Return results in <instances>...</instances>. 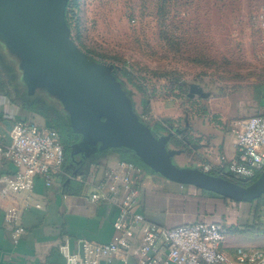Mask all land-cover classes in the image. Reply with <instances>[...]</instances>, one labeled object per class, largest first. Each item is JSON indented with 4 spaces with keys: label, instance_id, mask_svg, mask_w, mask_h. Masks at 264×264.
Masks as SVG:
<instances>
[{
    "label": "rangeland",
    "instance_id": "1",
    "mask_svg": "<svg viewBox=\"0 0 264 264\" xmlns=\"http://www.w3.org/2000/svg\"><path fill=\"white\" fill-rule=\"evenodd\" d=\"M67 25L87 57L113 66L156 135L167 120L183 127L185 113L220 125L254 116L264 88V0H71ZM16 64L0 52V81L21 106ZM32 111L41 122L54 117ZM63 131L65 141L78 137Z\"/></svg>",
    "mask_w": 264,
    "mask_h": 264
},
{
    "label": "crops",
    "instance_id": "2",
    "mask_svg": "<svg viewBox=\"0 0 264 264\" xmlns=\"http://www.w3.org/2000/svg\"><path fill=\"white\" fill-rule=\"evenodd\" d=\"M196 92L200 94L201 89ZM32 112L31 108L12 102L0 81V139L3 144L9 142L7 121L31 120L40 126L48 125L47 120L38 121ZM252 115H264V89L257 97ZM170 122L167 120L163 125L166 133L170 132L166 126ZM184 122L185 125L178 129L186 131L174 134L167 145L180 150L172 158L176 166L200 168L208 164L217 168L223 159L236 155L233 132L236 122L210 124L203 115L192 117L188 113H185ZM123 149H97L84 159L74 157L72 149L60 172L53 176L50 187L37 178L31 194L13 195L25 232L14 243L12 229L0 211V264H65L64 257L53 244L65 240L73 253L79 249V240L109 242L118 208L102 202L93 203L90 195L109 169L116 168L120 162H128L120 157ZM2 171L11 172L13 167L5 163ZM140 185L143 194L137 211L146 220L164 227L198 221L222 222L226 226L224 251L233 253L238 247L264 250V210L257 212L252 201L235 202L192 186L176 184L150 169L143 170ZM38 200L40 208L35 207Z\"/></svg>",
    "mask_w": 264,
    "mask_h": 264
},
{
    "label": "built area",
    "instance_id": "3",
    "mask_svg": "<svg viewBox=\"0 0 264 264\" xmlns=\"http://www.w3.org/2000/svg\"><path fill=\"white\" fill-rule=\"evenodd\" d=\"M233 132L236 155L223 159L217 168L206 164L199 169L236 183L255 179L264 170V115L236 121ZM8 139L6 145L0 139V211L17 243L25 230L12 196L31 194L37 178L50 187L64 164L65 154L57 132L31 120H14ZM5 163L13 171H2ZM142 175L143 170L131 162H120L105 173L90 201L118 208L112 239L107 243L79 240V249L73 253L65 240L53 244L65 264H264L262 249L238 247L233 253L224 251L226 226L222 222L164 227L146 220L137 211L143 194ZM35 207H41L39 200Z\"/></svg>",
    "mask_w": 264,
    "mask_h": 264
},
{
    "label": "water",
    "instance_id": "4",
    "mask_svg": "<svg viewBox=\"0 0 264 264\" xmlns=\"http://www.w3.org/2000/svg\"><path fill=\"white\" fill-rule=\"evenodd\" d=\"M68 1L0 0V47L16 61L25 82L57 98L70 117L83 124L84 139L93 136L95 143L101 141L95 151L127 149L166 180L231 201L264 196V170L243 186L199 168L176 166L172 158L180 150L167 145L186 129L170 127V132L156 135L135 117L113 77V66L91 61L71 40L65 18ZM7 122L9 131L12 123Z\"/></svg>",
    "mask_w": 264,
    "mask_h": 264
},
{
    "label": "flooded vegetation",
    "instance_id": "5",
    "mask_svg": "<svg viewBox=\"0 0 264 264\" xmlns=\"http://www.w3.org/2000/svg\"><path fill=\"white\" fill-rule=\"evenodd\" d=\"M2 52L5 51L2 49ZM8 58H10V60L12 59L16 63L12 57L9 56ZM17 69L20 74L19 80L22 86V92L24 93L21 106L32 108V110L34 109L35 111H38V108H42L45 111H51L54 114V117L46 116V120L54 125L61 141H65L61 133L62 129L64 130L63 132L67 137H71L72 133H75L78 136L77 139L71 142V144L68 146L81 155L83 159L84 157L86 158V156H90V154H92L96 148L101 146V141H97L95 143L93 136H89V138L84 139L83 134L80 132V130H84L83 124L81 125V123L72 119L68 112L64 109L62 103L57 98L51 96L41 88L31 87L27 82L24 81L22 74L23 72L18 68V65Z\"/></svg>",
    "mask_w": 264,
    "mask_h": 264
},
{
    "label": "trees",
    "instance_id": "6",
    "mask_svg": "<svg viewBox=\"0 0 264 264\" xmlns=\"http://www.w3.org/2000/svg\"><path fill=\"white\" fill-rule=\"evenodd\" d=\"M70 1L71 0H69L68 1V4H67V7H66V12H65V18H66V22H67V24H68V8L70 7ZM0 49H1V47H0ZM89 58V57H88ZM90 59V58H89ZM91 61H92V59H90ZM113 77L117 80V82L119 83V85H120V88L126 93V95H127V97H128V99L130 100V102H131V105H132V107L134 106V104H133V102H132V100H131V97H130V94L128 93V92H126L125 90H124V88L122 87V84H121V82L118 80V78L116 77V76H114V74H113ZM262 89H264V88H262ZM259 93H261V91L259 92ZM148 100H146V101H143V105L145 106V107H147V105H148ZM133 114L135 115V117H137L140 121H142L141 119H140V117L136 114V112L134 111V108H133ZM143 122V121H142ZM167 123H169V122H167ZM146 124V123H145ZM147 125V124H146ZM148 126V125H147ZM149 127V126H148ZM51 128H53V127H51ZM55 128V127H54ZM53 128V129H54ZM149 129H150V131H151V133H153V134H155L154 133V131L149 127ZM55 131H56V128L54 129ZM77 139V137H74V138H71L70 140H73V141H75ZM72 141V142H73ZM62 142V144H63V148H64V154H65V161H66V156H70V153H71V151H72V149H70L71 151H70V153L68 154V149H69V144H71V142H69V141H61ZM74 151V150H73ZM74 153H75V156L74 157H78V156H80L81 157V155H77V152L76 151H74ZM120 157H121V159L122 160H124V161H128V162H131V163H133V164H135L137 167H139V168H141V169H143V170H145V169H147V170H149V168L144 164V163H142L136 156H135V154L133 153V152H131V151H129V150H126V149H123L122 151H120ZM82 158V157H81ZM65 161H64V163H65ZM64 165V164H63ZM256 179V178H255ZM255 179H252V180H247V181H241V182H238L239 184H241V185H243V186H247V185H249L252 181H254ZM251 203H254L255 204V207H256V210H257V212L258 211H262V210H264V196H261V197H259V198H257L256 200H254V201H252ZM264 212V211H263Z\"/></svg>",
    "mask_w": 264,
    "mask_h": 264
}]
</instances>
